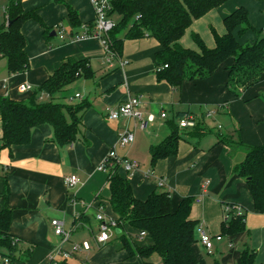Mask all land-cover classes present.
Here are the masks:
<instances>
[{
  "label": "crops",
  "instance_id": "1",
  "mask_svg": "<svg viewBox=\"0 0 264 264\" xmlns=\"http://www.w3.org/2000/svg\"><path fill=\"white\" fill-rule=\"evenodd\" d=\"M66 1L77 11L82 28H73L64 3L21 0L23 9L36 11L52 31L47 39L36 19L25 21L22 32L30 69L9 74L7 65V72L3 71L5 75L0 77V95L23 100L67 59H88L93 70L91 77H79L64 94L65 100L80 93L72 92V88L79 85L83 98L74 103L84 100L90 103L72 144L59 145L53 127L42 124L33 128L29 143L6 147L1 140L3 126L0 121V194L8 185V203L12 209L10 233L18 241L13 264H48L52 257L70 264H145L139 255L129 254L116 233L106 243L97 240L101 224L98 214L102 213L105 220L117 217L110 203L109 174L99 169L112 147L119 155L139 163V167L131 172L118 168V173L129 179L137 198L146 199L162 188L158 185L160 179H165L164 188L171 192L174 210L184 197L194 198L191 216L213 236L214 242L213 252L209 253L200 241V230H197L193 252L199 264H239L246 246L256 250V263L260 260L264 264V213L254 209L246 180L235 172V166L245 157L244 146L235 148L232 143L217 144V136L212 132L202 137L185 134L177 154L160 159L152 170L150 166V147L170 134L168 122L179 111L192 112L205 121L207 112L216 111L215 115H225L230 120V130L224 131L225 126L218 125L222 133L239 136L246 144L264 143V76L259 84L241 97H235L226 86L228 76L222 66L210 78L186 81L180 91H176L169 82L157 78L156 55L161 49L157 39L150 36L126 39L119 57L107 52L99 36L70 40L73 32H82L85 24L95 20V11L90 0ZM9 3L10 0H0V13L4 11V20L0 22L4 25L8 23ZM250 14L249 11V17ZM59 24L64 28L62 34L57 30ZM53 31L55 35H52ZM57 34L60 35L58 38H52ZM185 35L181 43L187 47L189 39ZM251 35H243L239 41L253 42L256 37ZM192 41L195 48L193 38ZM109 57L111 63L107 61ZM25 82L31 83L33 90L22 92L20 87ZM128 96L139 97L142 110L156 114V120L147 129L137 128L130 146L120 147L117 145L120 131L127 125L133 128V122L125 118L110 120L107 110ZM161 111L167 113V118L160 117ZM149 171H152L151 175H148ZM71 175L79 178L75 186H67L65 182ZM225 203L239 204L247 214V230L234 236V243L226 236L216 239L221 235ZM3 208L4 201L0 199V211ZM54 219L62 221L70 232L64 243L62 236L54 231ZM125 227L126 232L137 233L127 223ZM225 239L231 245L230 253L216 259L215 252ZM85 242L89 243V248L83 247ZM133 242L145 246L151 245L153 239L147 234L134 238ZM61 245L69 253L67 258L58 252ZM76 245H80V249L76 250ZM153 259L161 261L158 255Z\"/></svg>",
  "mask_w": 264,
  "mask_h": 264
},
{
  "label": "trees",
  "instance_id": "2",
  "mask_svg": "<svg viewBox=\"0 0 264 264\" xmlns=\"http://www.w3.org/2000/svg\"><path fill=\"white\" fill-rule=\"evenodd\" d=\"M57 1L66 5L73 28L81 27L77 11L66 0ZM227 1L112 0L109 15H118L119 19L108 35L104 36L105 42L112 54L119 57L123 53L126 39L154 37L161 44L156 55L157 67L168 65L157 71L158 80H166L173 89L180 91L186 81L210 78L224 66L229 92L235 97H241L249 88L259 84L264 76V36L251 24L247 7L240 6L224 17L226 32H215L213 47L207 46L197 32L192 34L195 48L185 47L181 43L194 20ZM7 13L8 23L4 25L0 22V60L7 59L9 74H19L30 69L26 38L22 32L25 21L36 19L43 27L47 39L50 38L52 28L44 23L36 11H25L21 0H10ZM94 25L95 20L85 24L90 34L93 33ZM62 28L61 24L57 26V30ZM248 30L258 33V37L253 42L241 43L239 37ZM78 33L73 32L72 38ZM66 41L65 39L64 42ZM92 75L88 59H67L27 99L16 100L0 95L3 146L29 143L33 128L42 124L53 127L54 138L59 145L75 142L83 113L90 103L86 100L66 103L58 99L64 98L68 87L79 77ZM42 93L47 96L40 99ZM187 113L192 112H177L168 122L170 134L150 147L151 170L160 159L177 154L179 142L185 139V134L202 137L213 131L202 116L193 128H180L178 120ZM216 136L217 144L232 143L233 136L222 133L220 129ZM240 144L245 147V157L235 166V172L246 180L253 197L254 209L264 213V143L253 145L240 140ZM118 168V165H112L108 170L112 193L110 203L117 216L112 221L115 233L129 254L139 255L145 264H153L154 255L160 257V264H199L193 252L199 229V221L191 216L194 198L184 197L175 210L171 192L164 187L156 189L146 199H139L135 196L129 179L121 176ZM8 196L9 187L6 185L5 191L0 194V199L4 201V208L0 211V253L9 255L13 261L18 241L10 233L12 209ZM228 215L223 220L221 236H226L233 242L234 236L247 230V214L244 212L239 216L231 210ZM126 223L135 228L137 233L125 234ZM118 229L120 233L116 232ZM143 231L152 237L151 245L140 246L132 241L134 238L139 239ZM57 264L70 263L64 260ZM239 264H256V250L246 246L241 252Z\"/></svg>",
  "mask_w": 264,
  "mask_h": 264
},
{
  "label": "built area",
  "instance_id": "3",
  "mask_svg": "<svg viewBox=\"0 0 264 264\" xmlns=\"http://www.w3.org/2000/svg\"><path fill=\"white\" fill-rule=\"evenodd\" d=\"M91 5L95 11V25L93 29V33L90 34L88 32L87 26H84L83 31L79 32L75 35L72 40L86 38L90 36H99L103 39L104 45L106 47L107 52L110 55H113L110 51L108 45L105 42L104 36L108 35V33L115 27V20L109 15V11L112 8V0H90ZM8 19V17H7ZM8 21V20H7ZM60 33L64 32V28L59 29ZM108 63H111V57L108 58ZM163 67H168L167 64L164 66L157 67V71H160ZM20 90L22 92H27L33 90V85L29 82H25L21 85ZM47 96L46 93H42L40 99H43ZM71 99H82L83 96L80 93H75L70 96ZM216 111H209L205 114V117H212ZM107 117L110 120H119L121 118L128 119L133 122V128L130 125H127L120 131L118 136L117 145L120 147L130 146L135 140V130L139 129H147L150 124H152L156 120V114L154 113H145L142 110V102L141 99L137 96H128L125 101L117 104L114 107H109L107 110ZM160 117L162 119L167 118V113L165 111H161ZM199 121V117L192 114L187 113L184 114L179 120L180 128H193ZM221 128V126H219ZM112 165H118L123 168L127 172H131L139 167V163L135 160L128 158L127 156H121L118 154L115 147H112L108 152L107 156L99 165V169L108 172L109 167ZM152 171H149L148 175H151ZM67 186H75L79 182V178L77 175L68 176L65 179ZM165 179H160L158 181V185L160 187L165 186ZM234 210L237 215H242L244 213V209L241 205L236 203H229L224 205L225 218L229 217V212ZM97 219L101 222L99 234L97 236V240L100 243H106L111 236L115 233V224L110 220H105V217L102 213L98 214ZM52 224L54 226V231L57 235L62 236L63 243L66 242L70 237V232L66 230L63 226V222L59 219L52 220ZM200 230V241L207 249L209 253L213 252L214 242L213 236L207 232L206 229L202 225H199ZM147 235L146 232H141L140 236L143 237ZM216 239H222L221 235H217ZM80 245H76L75 249H80ZM83 247L89 248L90 245L88 242L83 244ZM59 254L64 255L66 258L69 256V253L64 251L62 245L59 246L58 249ZM58 260L55 258H51L48 264H57ZM0 264H13L11 257L7 254L0 253ZM159 264V263H158Z\"/></svg>",
  "mask_w": 264,
  "mask_h": 264
},
{
  "label": "rangeland",
  "instance_id": "4",
  "mask_svg": "<svg viewBox=\"0 0 264 264\" xmlns=\"http://www.w3.org/2000/svg\"><path fill=\"white\" fill-rule=\"evenodd\" d=\"M264 4V0H228L225 4L220 6L218 9H215L214 11L208 12L205 16L194 20L191 27L188 29L186 33V37L189 39L187 41V47H193L194 44L192 41V33L197 32L201 35V37L204 39L205 43L209 47H213L215 45V32L218 34H223L226 32V26L224 23V17L226 13H230L234 11L236 8L240 6H245L250 11V21L251 24L255 27V29L261 34V36H264V7L262 5ZM6 6V5H5ZM229 9V10H228ZM119 19L118 15H114V20L117 21ZM0 20H4V11L0 13ZM83 26H81L82 28ZM252 34L255 37H258V33H256L253 30H248L244 35ZM251 35V36H252ZM60 35L57 34V36H54L52 38H58ZM4 72H7V59L4 58L0 60V77L1 75H5ZM80 92L82 93V90L80 89L79 85H75L72 88V92ZM67 92V91H66ZM60 101H69V103H74L77 99H71L70 97L63 99H58ZM213 129L212 133L216 134L218 131V125L223 124L225 126L224 131L230 130V120L228 119V116L225 115H213L211 118H207L206 121ZM232 144L235 148L240 147V140L236 136L232 137ZM242 153H240L241 155ZM143 165V164H142ZM126 231L124 233L126 234ZM128 236V235H127ZM120 238V237H119ZM131 240V238H129ZM133 241V240H132ZM234 243V241H233ZM231 245L229 244V240L225 239V241L220 245V248L217 252H215V258L221 259V257L226 256L230 253ZM156 258V257H155ZM214 258V256L210 257ZM211 259V260H212ZM153 264H160L161 262L158 259H153ZM256 264H263L260 262V260L257 261Z\"/></svg>",
  "mask_w": 264,
  "mask_h": 264
},
{
  "label": "water",
  "instance_id": "5",
  "mask_svg": "<svg viewBox=\"0 0 264 264\" xmlns=\"http://www.w3.org/2000/svg\"><path fill=\"white\" fill-rule=\"evenodd\" d=\"M9 23H10V22H9ZM55 34H56V32L53 31V32H52V35H55ZM116 232H117V233H120V230L118 229Z\"/></svg>",
  "mask_w": 264,
  "mask_h": 264
}]
</instances>
